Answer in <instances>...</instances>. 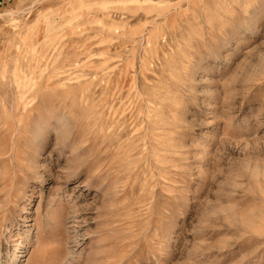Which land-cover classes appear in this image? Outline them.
Listing matches in <instances>:
<instances>
[{
  "label": "rangeland",
  "instance_id": "obj_1",
  "mask_svg": "<svg viewBox=\"0 0 264 264\" xmlns=\"http://www.w3.org/2000/svg\"><path fill=\"white\" fill-rule=\"evenodd\" d=\"M0 264H264V0H0Z\"/></svg>",
  "mask_w": 264,
  "mask_h": 264
},
{
  "label": "bare ground",
  "instance_id": "obj_2",
  "mask_svg": "<svg viewBox=\"0 0 264 264\" xmlns=\"http://www.w3.org/2000/svg\"><path fill=\"white\" fill-rule=\"evenodd\" d=\"M52 24V23H51ZM46 25H48V24H46ZM49 26V25H48ZM55 26V25H54ZM47 28V27H46ZM52 30H55V29H52ZM45 32H46V29H45ZM49 32V31H48ZM53 32H55V31H53ZM46 34V33H45ZM47 35V34H46ZM27 80V79H26ZM16 81H17V79H16ZM25 81V80H24ZM20 85V84H19ZM29 86V85H28ZM20 87V86H19ZM27 87V86H26ZM25 86H24V88L23 89H25L26 88ZM27 89H28V87H27ZM24 96V95H23ZM26 97V96H25ZM37 113V112H36ZM41 117V116H40ZM64 117V116H63ZM42 121H44L45 123H46V120H42ZM57 122H60V120L59 119H57ZM61 125V124H60ZM43 128L42 127V125H40V126H36V129H39V128ZM100 191V190H99ZM56 259H55V261L58 263V261L60 260V253L59 254H56V257H55ZM61 261V260H60ZM60 263V262H59Z\"/></svg>",
  "mask_w": 264,
  "mask_h": 264
}]
</instances>
